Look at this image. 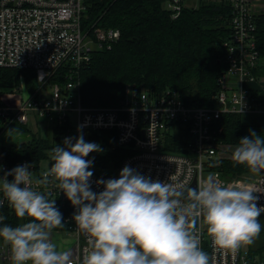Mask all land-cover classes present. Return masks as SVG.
I'll list each match as a JSON object with an SVG mask.
<instances>
[{
  "label": "built area",
  "instance_id": "2783aa9c",
  "mask_svg": "<svg viewBox=\"0 0 264 264\" xmlns=\"http://www.w3.org/2000/svg\"><path fill=\"white\" fill-rule=\"evenodd\" d=\"M211 1L226 3L230 9V35L222 44L226 69L218 78L212 106H189L176 91L156 95L127 84L117 106L84 107L79 72L90 64L95 52L110 50L118 42L119 30L84 27L85 0H0V68L31 71L38 85L31 94L22 82L1 93L0 123L28 125L35 118L43 119L51 132L54 128L58 131L56 145L63 146L66 137L74 142L81 134L85 141L98 143L102 151L85 157L93 160L90 182L95 192L103 190L102 184L95 183L98 179L117 178L127 165L144 176L185 190L192 188V183L199 187L207 180L202 174L209 172L210 180L256 191L257 206L264 205V173L225 176L217 169L220 159L228 155L225 157V147L218 139L221 129L216 128L226 115H264V79L260 73L264 59L256 44L257 17L264 12V0ZM198 4L199 0H163L162 9L175 20L184 9ZM61 69L66 72V81L51 83ZM20 91L26 98L18 94ZM115 149L124 153L117 163L107 155ZM50 151L37 164L29 163L30 187L55 200L63 212L65 228L51 230L49 239L59 249L70 251L67 264H81L87 237L72 219L74 206L63 190L59 191L55 177L49 176L46 184L37 183L51 164ZM25 163L8 164L0 154V176ZM1 210L12 209L5 201ZM187 226L198 234L209 264H264L263 256L251 254L246 247L233 252L215 246L198 209L188 214ZM0 264H12L9 246L2 241Z\"/></svg>",
  "mask_w": 264,
  "mask_h": 264
},
{
  "label": "clouds",
  "instance_id": "9594fccd",
  "mask_svg": "<svg viewBox=\"0 0 264 264\" xmlns=\"http://www.w3.org/2000/svg\"><path fill=\"white\" fill-rule=\"evenodd\" d=\"M99 151L100 145L85 141L82 134L74 142L66 137L63 146L51 149V164L37 181L46 184L49 176L55 177L74 206L72 219L87 237L81 264H209L198 234L187 226L193 208L219 248L235 252L261 232L258 217L264 205L257 206L256 191L249 188L207 179L185 190L125 165L117 178L98 179L95 183L103 190L95 192L93 160L85 157ZM233 158L259 172L264 168V136L250 131L240 138ZM30 168L26 162L0 176V208L7 201L16 217L30 218L12 226L0 215V241L9 246L12 264H67L70 251L49 239L50 231L63 225L62 213L55 200L30 187Z\"/></svg>",
  "mask_w": 264,
  "mask_h": 264
},
{
  "label": "trees",
  "instance_id": "16d2710c",
  "mask_svg": "<svg viewBox=\"0 0 264 264\" xmlns=\"http://www.w3.org/2000/svg\"><path fill=\"white\" fill-rule=\"evenodd\" d=\"M162 2L85 0L84 27L116 28L120 39L110 50L95 52L90 64L80 70V100L84 107L117 106L127 84L156 95L176 91L189 106H212L218 78L226 69L222 44L230 35V9L223 2L199 0L197 7L184 9L177 19L171 20L162 9ZM256 44L264 59V12L257 17ZM65 81L63 69L50 80L60 84ZM20 82L29 94L38 87L31 71L0 68V93L18 87ZM216 128L221 129L218 139L222 145L238 146L239 139L250 131L264 136V115H226L218 120ZM58 135L54 128L51 142L34 137L16 146L0 147V154L8 164H37L55 147ZM123 154L115 149L107 155L117 163ZM219 164V169L228 173L250 171L231 158L221 159ZM0 213L5 216L3 223L12 226L30 219L16 217L13 210ZM61 213L63 225L52 230L65 228ZM262 249L264 246L260 245L255 251L262 253Z\"/></svg>",
  "mask_w": 264,
  "mask_h": 264
},
{
  "label": "rangeland",
  "instance_id": "374dc122",
  "mask_svg": "<svg viewBox=\"0 0 264 264\" xmlns=\"http://www.w3.org/2000/svg\"><path fill=\"white\" fill-rule=\"evenodd\" d=\"M264 63V60H263ZM261 77L264 79V71L261 72ZM19 95L24 99L27 95L24 94L23 91L18 92ZM42 138L48 141H52V132L50 128V124L43 119H36L30 121L28 125H21L16 122H13L9 125H2L0 123V147L9 148L11 146H16L21 143L28 142L32 140V138ZM228 154L233 155V148L228 147L225 150V157ZM264 171V168L260 169ZM211 176L209 172H204L202 174L203 179H208ZM258 219L262 225L261 232L258 236L254 238V242L250 245H244L242 247H246L250 249L252 253H255L257 257H264V253H260V250L255 251V249L263 245L264 246V214H261ZM264 251V249H262Z\"/></svg>",
  "mask_w": 264,
  "mask_h": 264
},
{
  "label": "crops",
  "instance_id": "0c3cea01",
  "mask_svg": "<svg viewBox=\"0 0 264 264\" xmlns=\"http://www.w3.org/2000/svg\"><path fill=\"white\" fill-rule=\"evenodd\" d=\"M0 96H1V93H0ZM223 146L225 147V150L228 149V147H230V148H233V151H234V148L236 147V146H229V145H223ZM226 158L234 159L232 154H228V157H226ZM223 159H225V158H223ZM220 160H221V159H220ZM219 166H220V164L217 166V169H218L219 171H221L222 174L225 175V176H229V175H241V174H249V173H252V172H250V171L237 172V173H230V172H229V173H228V172L223 171L222 169H219ZM258 173H264V171L260 170L259 172L252 173V174H258ZM248 249H249V248H248ZM249 251H250V249H249ZM250 253L253 254L251 251H250ZM262 253H263V252H262Z\"/></svg>",
  "mask_w": 264,
  "mask_h": 264
},
{
  "label": "water",
  "instance_id": "95a60500",
  "mask_svg": "<svg viewBox=\"0 0 264 264\" xmlns=\"http://www.w3.org/2000/svg\"><path fill=\"white\" fill-rule=\"evenodd\" d=\"M194 187V183H192V188Z\"/></svg>",
  "mask_w": 264,
  "mask_h": 264
}]
</instances>
